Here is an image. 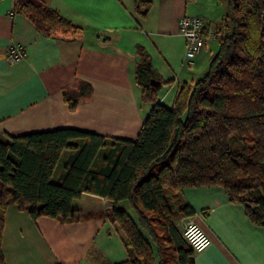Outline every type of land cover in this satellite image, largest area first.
<instances>
[{"label":"trees","instance_id":"1","mask_svg":"<svg viewBox=\"0 0 264 264\" xmlns=\"http://www.w3.org/2000/svg\"><path fill=\"white\" fill-rule=\"evenodd\" d=\"M145 15L148 0H134ZM227 16L216 28L217 48L206 73L177 88L170 106L158 101L160 81L145 49L135 46V83L151 108L134 140L72 128L9 136L0 141V264L4 213L9 203L32 219H78L72 201L83 194L111 201L110 217L124 235L127 259L114 264H194V252L174 223L169 193L220 187L247 219L264 226V0H226ZM21 11L45 34L76 30L56 11L27 3ZM161 82V81H160ZM80 81L64 91L69 111L91 98ZM107 148L101 165L98 152ZM63 171L51 181L63 150ZM125 201L133 216L119 207ZM178 217V218H179Z\"/></svg>","mask_w":264,"mask_h":264},{"label":"crops","instance_id":"2","mask_svg":"<svg viewBox=\"0 0 264 264\" xmlns=\"http://www.w3.org/2000/svg\"><path fill=\"white\" fill-rule=\"evenodd\" d=\"M148 1L149 10L141 15L134 0H0V141L61 128L134 140L151 108L141 103L135 83L137 45L160 78L158 92L166 87L157 93L159 102L203 76L206 72L198 77L212 55L207 42L193 66L181 67L185 43L177 21L185 14L207 20L204 0ZM27 3L56 11L77 29L41 32L20 9ZM207 21L213 28L220 23ZM14 45L25 56L8 63L7 50ZM80 81L89 83L93 94L69 111L63 92L75 90ZM106 150L95 156L93 168L101 165ZM69 154L62 151L51 181L57 180ZM168 195L174 211L179 205L193 210L188 217L210 238L209 246L193 254L194 264H264V226L251 223L222 188H184ZM72 206L78 219L61 222L32 219L9 203L1 241L4 264H114L127 259L124 235L111 221V201L83 194ZM119 207L133 216L127 202Z\"/></svg>","mask_w":264,"mask_h":264},{"label":"built area","instance_id":"3","mask_svg":"<svg viewBox=\"0 0 264 264\" xmlns=\"http://www.w3.org/2000/svg\"><path fill=\"white\" fill-rule=\"evenodd\" d=\"M177 29L185 40L187 63L200 53L207 41H215L217 35L207 20L199 16L182 15L177 21ZM25 56V51L18 45L10 46L7 50V62L14 63ZM182 237L194 252H200L210 244V238L205 231L188 216L179 217Z\"/></svg>","mask_w":264,"mask_h":264},{"label":"rangeland","instance_id":"4","mask_svg":"<svg viewBox=\"0 0 264 264\" xmlns=\"http://www.w3.org/2000/svg\"><path fill=\"white\" fill-rule=\"evenodd\" d=\"M200 3V1L198 2ZM204 4H205V7H206V10H207V14L205 15V17L207 18V20L209 19L210 21L213 22V20L215 22H217L218 20L220 21V23L222 24L224 21L222 20H225L226 19V16H227V4H226V0H204ZM202 8V7H201ZM201 13H204V10H200ZM214 23V22H213ZM219 23V24H220ZM183 38V37H182ZM184 40V39H183ZM184 43H185V40H184ZM207 46L209 47L208 48V52L210 53H214L216 48H217V41H207ZM197 56V55H196ZM195 56V57H196ZM195 57L192 58V62L191 63H187V58H191L189 57V55L187 54V51H186V48L184 49V53L183 55L181 56L180 60L178 61V63L180 62V66L185 68L186 70H188V67H191L194 65V61H195ZM206 63V64H205ZM203 64V71L201 72V74L198 76L200 77L201 75H203L205 72H206V69H207V62H205ZM186 72V71H185ZM190 83V82H189ZM168 84V82L166 83ZM165 84V85H166ZM140 92H141V89L139 88ZM166 90V87L164 86L161 91H165ZM161 91L158 92V95H161ZM172 98H173V93H170L164 100V103L168 106L171 105V101H172ZM147 105V104H146ZM127 210L128 212H130V214H132L131 210L128 209L127 207ZM179 214L175 213L174 215V223L176 225V227L178 226L179 229H180V225H179Z\"/></svg>","mask_w":264,"mask_h":264},{"label":"water","instance_id":"5","mask_svg":"<svg viewBox=\"0 0 264 264\" xmlns=\"http://www.w3.org/2000/svg\"><path fill=\"white\" fill-rule=\"evenodd\" d=\"M150 85H151L153 88L158 89V88H160L161 83H160V81H158V80L152 79V80L150 81Z\"/></svg>","mask_w":264,"mask_h":264}]
</instances>
